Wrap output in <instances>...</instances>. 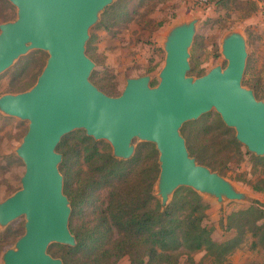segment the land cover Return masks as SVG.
<instances>
[{
  "label": "water",
  "instance_id": "obj_1",
  "mask_svg": "<svg viewBox=\"0 0 264 264\" xmlns=\"http://www.w3.org/2000/svg\"><path fill=\"white\" fill-rule=\"evenodd\" d=\"M9 1L18 16L0 24V74L31 49L45 50L49 57L30 89L0 97L2 112L29 120L16 150L26 166L22 188L0 202V224L24 215L25 233L5 252L4 264H65L49 247L77 245L70 229L71 200L60 170L63 154L57 150L76 130L107 140L113 155L122 160L135 154L136 138L155 144L160 172L154 194L162 207L181 187L219 201L244 197L191 155L182 133L186 122L216 110L249 152L264 156V100L242 85L248 55L242 32L231 31L222 39L225 68L217 65L194 78L188 71L197 19L179 22L162 40L166 58L159 83L153 85L151 75L129 77L122 93L111 96L91 81L96 63L87 45L91 27L113 0ZM252 202L262 206L257 199Z\"/></svg>",
  "mask_w": 264,
  "mask_h": 264
},
{
  "label": "rangeland",
  "instance_id": "obj_2",
  "mask_svg": "<svg viewBox=\"0 0 264 264\" xmlns=\"http://www.w3.org/2000/svg\"><path fill=\"white\" fill-rule=\"evenodd\" d=\"M120 2L125 8L114 9L113 14L117 16L109 21L106 18L107 10ZM125 9H128L129 15L119 16ZM17 16L18 9L13 3L0 0V24L13 21ZM193 18L197 19V24L190 47L191 68L188 75L197 78L214 66L222 65L225 68L228 61L222 54V39L231 31H240L246 38L248 54L242 85L251 89L257 99L264 100V0H145L142 4H139V0H113L100 12L99 19L90 29L87 54L96 63L91 81L111 96L122 93L129 77L151 75L152 84L157 85L166 58L162 42L166 31L179 22ZM48 57L49 53L45 50L31 49L17 59L0 74V97L30 89L37 82ZM217 117V111L212 110L196 120L186 122L182 133L201 131L205 123L211 124ZM28 128L29 120L0 110V202L22 188L21 180L26 166L16 150ZM100 142L102 150L113 151L107 140ZM141 143L143 141L139 138L135 139L136 150ZM243 150V154L237 152L230 142V136L221 133L211 151L222 167L214 171L244 194L241 199L225 198L222 201L209 194L203 195L207 204L205 224L212 229V236L218 242L237 234L235 227L228 228L230 214L257 205L252 202L253 199L261 201V207L264 208V158H259L264 156L246 153L245 145ZM194 157L199 162L197 156ZM80 166L84 170L88 168L83 157ZM107 193L108 188L102 190L99 203H106ZM89 208L87 205L85 212ZM25 224L24 215L7 225L0 224V264H4L5 252L14 248L25 233ZM242 239L239 247L222 261L207 256L205 249L189 254L182 247L178 251L181 253L180 264H188L189 255L198 264H264L263 236L247 232ZM120 264L132 263L128 257H124Z\"/></svg>",
  "mask_w": 264,
  "mask_h": 264
},
{
  "label": "trees",
  "instance_id": "obj_3",
  "mask_svg": "<svg viewBox=\"0 0 264 264\" xmlns=\"http://www.w3.org/2000/svg\"><path fill=\"white\" fill-rule=\"evenodd\" d=\"M144 1L139 0V4ZM120 7L125 8L122 2L109 8L106 18L114 19L117 15L113 11ZM125 10L119 16H128L129 11ZM72 133L62 139L57 150L63 154L60 170L64 175V192L71 200L70 229L77 245L55 243L49 247V252L61 257L65 264H120L124 257L132 264H180L178 251L182 247L189 254L205 249L207 256L222 261L239 247L247 232L264 238V208L259 205L229 215L228 228L235 227L237 234L223 242L213 238L212 229L205 224L207 204L192 188H179L162 207L154 194L160 172L155 144L143 142L132 158L122 160L111 151L102 150L101 140L88 136L85 130ZM221 133L230 136L237 152L244 153L235 130L219 114L213 123H205L201 131L184 135L191 155L213 170L222 168L211 154ZM81 157L87 170L80 166ZM105 188L107 201L99 203ZM87 205L90 208L85 212ZM187 263L198 264L191 255Z\"/></svg>",
  "mask_w": 264,
  "mask_h": 264
}]
</instances>
